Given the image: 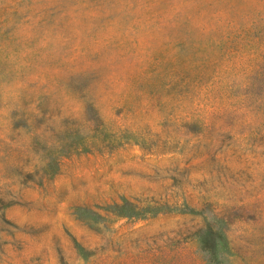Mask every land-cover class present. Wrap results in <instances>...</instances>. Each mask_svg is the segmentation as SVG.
<instances>
[{
  "label": "rangeland",
  "instance_id": "374dc122",
  "mask_svg": "<svg viewBox=\"0 0 264 264\" xmlns=\"http://www.w3.org/2000/svg\"><path fill=\"white\" fill-rule=\"evenodd\" d=\"M0 264H264V0H0Z\"/></svg>",
  "mask_w": 264,
  "mask_h": 264
}]
</instances>
